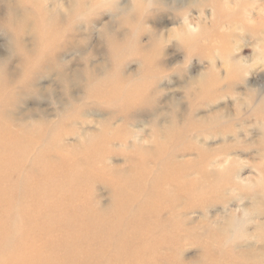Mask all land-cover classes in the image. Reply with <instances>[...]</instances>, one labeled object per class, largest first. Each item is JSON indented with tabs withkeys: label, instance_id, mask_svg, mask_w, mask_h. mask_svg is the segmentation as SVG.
<instances>
[{
	"label": "rangeland",
	"instance_id": "obj_1",
	"mask_svg": "<svg viewBox=\"0 0 264 264\" xmlns=\"http://www.w3.org/2000/svg\"><path fill=\"white\" fill-rule=\"evenodd\" d=\"M35 1L0 0L1 26L11 15L31 22L19 52L14 34L0 27V62L6 77L14 79L9 88L13 100L5 102L11 118L5 123L27 137L47 129L52 139L35 141L19 156V172L0 169V193H8L0 196V209L10 208L1 216L6 228L0 257H10L19 248H42L52 227V185L37 190L39 172L29 185L17 183L32 172L42 149L48 150L42 161L58 162L61 153L78 162L89 144L97 145V138L96 165L105 171L93 173L76 200L108 209L114 204L117 178L138 179L141 184L124 186L131 196L137 193L129 212L135 214L149 202L148 193L167 159L154 152L160 147L173 154L166 131L205 123L212 127L201 133L188 129L180 136L177 143L187 147L186 154L167 161L191 162L200 158V149L210 155L228 151L221 163L208 166L209 175L189 168L186 178L219 184L216 170L224 168L231 171L230 180L210 190L206 199L195 200L180 196L175 181H159L180 197L160 205L159 211H147L148 222L159 220L174 235L172 244L159 242L150 260L141 264H264V189L258 184L264 174V0H40L45 14L37 11ZM37 15L52 18L59 36L52 39V64L45 62L50 55L42 56L35 80L23 90L22 74L17 76L25 53L36 51ZM185 26L190 33L180 32ZM210 72L217 73L220 85L201 92L202 78L207 74L210 79ZM113 74L123 83L107 93L104 79ZM136 82H144L143 91L131 106L115 96ZM4 150L0 146L3 162ZM58 187L63 201L71 198L66 184ZM142 187H150L148 193ZM232 218L236 221L230 228ZM145 227L152 231L148 240L163 231ZM211 231L218 234L211 237ZM33 234V239L28 237Z\"/></svg>",
	"mask_w": 264,
	"mask_h": 264
},
{
	"label": "bare ground",
	"instance_id": "obj_2",
	"mask_svg": "<svg viewBox=\"0 0 264 264\" xmlns=\"http://www.w3.org/2000/svg\"><path fill=\"white\" fill-rule=\"evenodd\" d=\"M34 5L38 7L37 11L41 10L42 13H44L40 0H38V2L36 0ZM26 18L22 17V19H15L13 15H11L7 17V19L2 20L3 26L0 24V27L3 28L5 32L14 34L16 41L14 42V48L16 52L20 51L19 47H22L23 34L27 31L25 29L31 24ZM21 21H24L22 25L15 24V22L20 23ZM191 22L190 20L189 24ZM35 23V54L25 53L23 57L25 63L23 64V69L21 68L22 72L17 76L19 77L22 74L19 83L23 90H27L29 84L35 80L39 72L38 67L43 61L42 56L50 55L48 59H45V62L52 64V52L54 51L52 39H56L59 36L58 31L52 26V18L47 20L45 16L37 15ZM187 29L188 27L185 26L180 32L183 33L185 30V32L190 33V30ZM177 32L178 31H176V33ZM188 36L189 35L185 37L186 40L190 39ZM197 36L199 37V35ZM198 37H195V42H190L191 47H195ZM222 38L224 37L222 36ZM5 72L6 67H3L0 62V146L5 149L4 154H6L5 161L3 162V160H0V169L3 168L2 171L11 173L22 170V163L19 156H25L27 150L32 147L35 141L40 140L46 143L51 141L52 131L42 128V130L39 129L37 131L36 135L27 137L26 133L15 134L7 128L5 121L10 120L11 114L5 112V102H11L13 100V97L9 93V88L13 86L12 81L14 79L10 81L6 77ZM211 73L210 79H208L207 74L202 78L201 92L209 93L212 90L216 91L218 89L221 79L218 77L217 73L210 72L208 74ZM104 81L107 83V88L105 89L107 93L121 87L123 83L121 77L115 74L105 78ZM143 83L144 82H136L130 86L123 87L119 93L114 94L117 98L124 100L126 104H130L131 106L135 103L134 99L141 96ZM91 91H95L94 88H92ZM215 122L217 125L221 123V121ZM189 126L192 127L188 128ZM210 127L212 126L205 123H194L179 128L171 126L166 131V136L168 137L169 147L174 145L171 150L173 154L168 151H161V148L158 147L154 155L162 159L165 157V159L173 158L175 160L177 155L180 156L187 152V147H181L180 143H177L180 136L185 135L188 129H195V131L201 133ZM225 127L231 129L229 124H225ZM94 139L97 140V145L91 146L89 144V148L79 156L80 161L78 162L69 161L68 156L61 153L58 162H54L50 159L42 161V153H48L47 148L42 149L35 157V167H32V172L27 175L29 178L23 176L19 178L17 183L29 185L30 177L32 178L39 172L41 178L37 181L36 187L39 188H37V190L45 191L44 187H46V183L52 185V227H50L49 224L51 229L44 234L45 244L42 248H40L41 246H34L27 251L19 248L15 254L10 257H0V264H141L150 260V254H152L154 246L159 242L172 244V237L174 235L172 229L162 227V223L159 220H152V222L149 223L147 211H156L157 209L159 211L160 205L162 206L166 203H168L167 205H171L175 203L181 195H184L189 200L206 199L207 193L210 190L222 188L230 180L231 171H229V173L225 172L226 170H224V168L216 170L218 171V175L221 176V178L219 177V184H213V182L209 181L198 182L186 178L189 173V168H191V171H200L206 176L209 175L211 172L208 170V166L221 163V161H219L220 157L228 153L227 151L223 155L219 153L210 155L206 150L200 149V158L191 162L178 161L173 165H171L167 159L163 162V170L158 180L163 183L165 181H175L176 186L174 190L178 189L181 193L178 198L173 195V189H163L162 186L159 185L160 182L156 181L154 188L150 191L151 194L148 193V188L150 187H142V189L148 193L149 202L147 201L145 206L140 207L139 212L129 214L132 210V203L136 199L137 193L131 196L130 192L124 190V186L129 182L138 184L140 181L138 179L118 177L116 180L117 192L113 202L114 204L108 209H97L89 203V201L78 203V200H76L81 195L83 186L94 177L93 173L101 175L105 171L96 165V159L99 157L100 153V141L97 138H93V140ZM27 141L29 142L26 143ZM145 155L144 153L143 158H145ZM14 156L18 158L13 159L12 157ZM142 171L143 169L139 171L138 177L142 175ZM263 176L264 174H262L261 180L258 181L259 187L261 186L262 189H264ZM60 184H66V187L70 190V199L63 201L59 197L56 187ZM60 189L62 188L58 187L59 193H61ZM142 189L140 191H142ZM0 196L7 197L8 193L6 195L0 193ZM9 209L10 208L0 209V238L3 236V232L6 228V225H4L5 221L1 216L2 214L8 213ZM50 217L51 216H49V218ZM235 221L236 219L232 218L228 226L232 228ZM145 224L152 227L153 230H163L162 234L148 240L147 236L152 231L146 228ZM237 224L235 226H237ZM179 227L180 225H177L175 229L177 230ZM210 234L211 237L215 236L218 234V231H211ZM34 235L35 234L29 235L28 237L33 239L35 237ZM93 252H95V254H93ZM68 261H70V263Z\"/></svg>",
	"mask_w": 264,
	"mask_h": 264
}]
</instances>
